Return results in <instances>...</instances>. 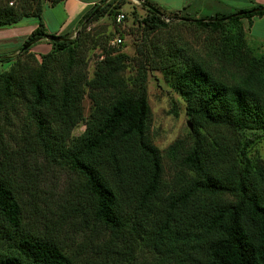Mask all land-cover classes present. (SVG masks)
<instances>
[{
    "label": "trees",
    "instance_id": "16d2710c",
    "mask_svg": "<svg viewBox=\"0 0 264 264\" xmlns=\"http://www.w3.org/2000/svg\"><path fill=\"white\" fill-rule=\"evenodd\" d=\"M64 1L0 0V29L37 22L18 55L0 58L11 64L0 73V264H264V166L248 154L264 138V55L249 47L242 23L264 16V6L198 17L144 1L143 16L133 11L143 32L179 21L216 35L220 60L241 70L228 81L202 62H180L174 53L159 62L158 47L149 58L139 50L172 84L192 126L181 157L169 148L166 177L148 137L146 72L128 83V58L109 47L89 80L78 52L85 37L44 29L45 5ZM80 1L93 3L78 20L82 29L123 14L122 0ZM41 40L50 51L40 61L28 57ZM59 54L67 61L58 75ZM85 95L92 103L86 117ZM19 105L14 140L9 116L17 117ZM49 172L57 184L46 190Z\"/></svg>",
    "mask_w": 264,
    "mask_h": 264
},
{
    "label": "rangeland",
    "instance_id": "374dc122",
    "mask_svg": "<svg viewBox=\"0 0 264 264\" xmlns=\"http://www.w3.org/2000/svg\"><path fill=\"white\" fill-rule=\"evenodd\" d=\"M120 5V13L125 15V19L121 23H115L108 16L105 15L98 20L92 22L86 29L78 28L76 31L71 32V39L75 38L78 34L80 37H85L80 42L78 50L79 55H82L83 63H86L85 72L87 78H93L94 66L99 58L103 55V48H114V54H123L128 58L127 68L123 73V77L132 84L137 77L138 72H146V93L147 103L149 107L148 119V137L151 143L158 148L162 156L163 162L166 165V177L170 176V165L168 161L169 148L174 145L178 148V157H181L182 151L186 149L190 143L189 122L185 114V105L180 99L178 94L172 88V84L165 80L163 72L160 70H151V66L145 61L144 57L139 54V50L144 51V55L148 58L151 57L153 47L156 46L160 49L157 60L163 62L170 54H177V59L183 61H198L202 62L211 71L222 76L224 80H235L236 74H240L235 64H231L229 60H220L219 58V44L216 35L210 34L208 31H203L194 26L184 25L179 21H170L169 26L164 29H159L156 32H143L132 16L133 11L138 15L143 16L144 11L141 9L140 4H136L132 0H122ZM218 12H226L217 7ZM33 19V18H31ZM79 25V24H78ZM122 39L120 46H115L113 41L118 38ZM247 42V40H246ZM38 44V43H37ZM33 46L29 50L28 57L32 55L40 61V56L47 54L50 51L48 47L37 48ZM6 46V45H5ZM252 48L256 54H262L257 49ZM6 52L1 51L0 57H7ZM19 54V53H18ZM31 55V56H30ZM16 56V55H15ZM165 59V60H163ZM185 59V60H182ZM53 67L56 74H61L66 64V54H59L55 58ZM82 65V64H81ZM11 67L10 63L0 62V73L8 71ZM82 67L80 71L82 72ZM143 68V69H142ZM222 69V71H221ZM138 71V72H137ZM87 94V93H86ZM83 114L86 117L92 108V103L85 95L82 101ZM17 117L9 116L8 134L14 140H17L21 134V121L24 113L23 107L20 105L17 108ZM21 118V119H20ZM83 126L79 125L74 129L73 136H78L83 131ZM250 158L264 166V138L256 143L249 151ZM178 162V159H177ZM169 173V174H168ZM44 188H54L57 184L55 173L49 172L46 175Z\"/></svg>",
    "mask_w": 264,
    "mask_h": 264
},
{
    "label": "crops",
    "instance_id": "0c3cea01",
    "mask_svg": "<svg viewBox=\"0 0 264 264\" xmlns=\"http://www.w3.org/2000/svg\"><path fill=\"white\" fill-rule=\"evenodd\" d=\"M136 4L148 1L165 12H176L185 7L189 13L198 17H208L218 12L217 7L223 9L226 14L234 13L241 9H249L252 6H264V0H132ZM93 3H85L80 0H65L56 6L45 5L42 13V21L47 34L60 36L76 31L79 28L78 20ZM247 44L257 49L264 55V16L252 19L250 26L242 20ZM37 27L35 19H23L17 25L0 29L1 51L6 52L7 57L18 55L24 39ZM6 45V46H5ZM48 47L45 41L38 42L37 48ZM38 50V49H37Z\"/></svg>",
    "mask_w": 264,
    "mask_h": 264
},
{
    "label": "water",
    "instance_id": "95a60500",
    "mask_svg": "<svg viewBox=\"0 0 264 264\" xmlns=\"http://www.w3.org/2000/svg\"><path fill=\"white\" fill-rule=\"evenodd\" d=\"M99 9H100V6L97 9H95V11L90 15V18H92L94 16V14H96L99 11ZM149 9H151L152 11H156L155 9H153L151 7ZM156 13L159 14V11H156ZM233 16H235V15H233ZM48 40L49 41H54V42H59V41H65V40H69V39H63V38H59V37H52V38H49ZM32 45H33V43H28V44L24 45L22 47L21 51L29 49ZM0 58H7V57H0ZM187 125H188L189 130L191 131L192 130V126L190 125L189 122L187 123Z\"/></svg>",
    "mask_w": 264,
    "mask_h": 264
},
{
    "label": "built area",
    "instance_id": "2783aa9c",
    "mask_svg": "<svg viewBox=\"0 0 264 264\" xmlns=\"http://www.w3.org/2000/svg\"><path fill=\"white\" fill-rule=\"evenodd\" d=\"M123 20H124V15L123 14L117 15V17H116V22L117 23H121V22H123ZM120 42H121V40L119 38H117L116 40L113 41V44L118 45V44H120Z\"/></svg>",
    "mask_w": 264,
    "mask_h": 264
}]
</instances>
